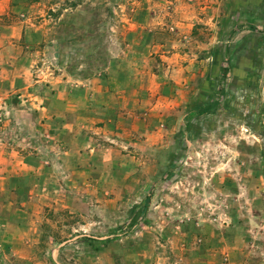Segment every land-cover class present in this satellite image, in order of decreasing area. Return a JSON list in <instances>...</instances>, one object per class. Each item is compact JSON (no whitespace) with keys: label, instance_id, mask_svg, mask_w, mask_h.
Segmentation results:
<instances>
[{"label":"rangeland","instance_id":"374dc122","mask_svg":"<svg viewBox=\"0 0 264 264\" xmlns=\"http://www.w3.org/2000/svg\"><path fill=\"white\" fill-rule=\"evenodd\" d=\"M8 1L40 82L0 109V264H264V0ZM36 101L135 131L71 163Z\"/></svg>","mask_w":264,"mask_h":264},{"label":"crops","instance_id":"0c3cea01","mask_svg":"<svg viewBox=\"0 0 264 264\" xmlns=\"http://www.w3.org/2000/svg\"><path fill=\"white\" fill-rule=\"evenodd\" d=\"M172 0H164V7L163 10H166L171 5ZM179 0H177L178 2ZM212 0H209V3ZM8 0H0V16L4 15L8 10ZM211 6L209 5L208 8ZM177 10V9H176ZM187 13L180 15L179 19V27L180 30L183 32L188 30V27L193 26V17L194 14H197V10L192 11L189 10ZM141 29V27H138ZM25 29V25L18 22V23H11L6 25L3 28H0V109H2V105H4V100L11 98L13 95H16L21 92L29 93L31 87L33 85L38 84L40 81L33 80L31 75V64L29 59L26 57L31 55H27L26 53H22L23 48L18 52L17 43L21 40L22 32ZM174 57L170 59V62L173 60ZM173 66H176L173 65ZM169 69L178 71V68H174L169 66ZM55 84H61L59 88L62 87V90L71 91L74 88L78 90L79 87L72 85L69 86L68 80H64L63 78L58 81L54 79ZM50 88V87H47ZM124 89H116L111 94L113 98L115 96L123 97L119 93H123ZM57 94V93H56ZM35 100L39 99V97L34 98ZM118 103V102H117ZM113 102L111 105H105V110L107 112V118H100V119H93L89 118V112L84 114V109L79 106V104H74L71 106V111L67 112L69 116L74 117L72 121L66 122V118L64 117L63 113L60 114H53L52 111L57 107L53 105H49L47 102L43 101H36V104H32L34 110L32 112L35 116H39V126L44 131L43 136L45 135L47 139L51 142L56 143L58 146H63L64 144L69 145V149L65 150L64 152L55 153V156H61L63 158L71 160V163L75 160L76 153L71 151L70 149H74V141L80 140L84 142L87 148L90 143L88 142H100L95 137H108L106 139H112L111 137H121L122 135L130 136L135 129H131V125L129 124V120L126 117H123L120 114V110L123 109L121 103L117 104ZM92 104L90 106L94 108H98V106ZM101 109V107H99ZM67 111L70 110L69 108L66 109ZM88 115V116H87ZM68 118V116H67ZM87 121L88 124L84 125L81 123L82 121ZM65 121V122H64ZM90 125V129H96L91 134L86 133L84 130L86 126ZM90 137H94L90 138ZM158 137V134L157 136ZM115 141L114 139L112 140ZM94 149L88 150V152H93ZM43 158V157H41ZM26 161V160H25ZM42 162H44L42 160ZM24 168H29L24 166ZM74 169V168H72ZM3 172L2 170L0 173ZM2 184V183H1ZM2 188V185H0Z\"/></svg>","mask_w":264,"mask_h":264}]
</instances>
